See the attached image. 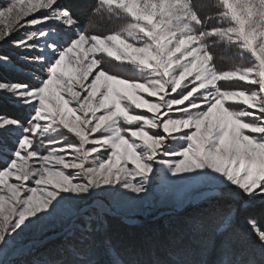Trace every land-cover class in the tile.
I'll use <instances>...</instances> for the list:
<instances>
[{
    "label": "snow or ice",
    "instance_id": "1",
    "mask_svg": "<svg viewBox=\"0 0 264 264\" xmlns=\"http://www.w3.org/2000/svg\"><path fill=\"white\" fill-rule=\"evenodd\" d=\"M0 18L18 54L0 71L21 77H0V264H264V0H9ZM157 182L191 209L184 236L114 244L106 218ZM55 221L59 256L23 259L21 233Z\"/></svg>",
    "mask_w": 264,
    "mask_h": 264
},
{
    "label": "rangeland",
    "instance_id": "2",
    "mask_svg": "<svg viewBox=\"0 0 264 264\" xmlns=\"http://www.w3.org/2000/svg\"><path fill=\"white\" fill-rule=\"evenodd\" d=\"M9 2V0H0V10ZM27 0H19V5L21 7H26ZM9 23V19L0 18V29L6 27ZM97 26V25H96ZM98 27V26H97ZM104 28V27H98ZM9 54L12 57H16L17 52L12 49L7 44H0V54ZM241 61H239L240 63ZM249 59L245 57L244 63L247 64ZM229 70V69H228ZM19 69H17V72ZM134 75L132 72H126L125 78L128 76ZM0 77H5L7 79H16L21 78L17 76L16 72H8L5 73L0 71ZM221 84L225 86L236 87V85H229V83L222 81ZM0 112H9L15 113L16 109H14L10 104L0 103ZM2 155V153H0ZM208 189L204 187H200L198 191L204 192ZM195 194V193H193ZM181 193L178 192H169L164 190L160 184L157 182L153 185L152 192L150 193L149 204L144 208H134V207H125L116 209L109 215L107 220L108 227H113L116 224V221H119L120 224H124L126 228L135 224H142L145 226L147 223L152 221L160 220L163 217L166 219H174L176 220L177 227L180 225H184V220L187 214L191 211L190 208H186L185 205H178L177 200L181 196ZM179 216V217H178ZM185 217V218H183ZM183 218V220H182ZM110 223V225L108 224ZM106 225V226H107ZM185 226V225H184ZM69 225L67 223H61L60 221H55L49 224L42 230L31 229L27 230L17 238V242L19 246L24 250L25 255L23 259H26L30 262L32 261H43L46 259H52L59 256L61 250L64 247L66 240L69 238ZM107 229V227H106ZM176 231L172 229V233ZM182 232L186 231V229H181ZM171 233V234H172ZM166 237V242L167 236ZM101 237L97 238V244L99 245L101 242ZM178 239L172 238V241H177ZM119 245V244H118ZM124 246H127L123 244ZM168 246V245H167ZM9 259H16L17 254L14 253L8 257Z\"/></svg>",
    "mask_w": 264,
    "mask_h": 264
},
{
    "label": "trees",
    "instance_id": "3",
    "mask_svg": "<svg viewBox=\"0 0 264 264\" xmlns=\"http://www.w3.org/2000/svg\"><path fill=\"white\" fill-rule=\"evenodd\" d=\"M71 2L80 7L82 10H87V6L92 3L93 0H71ZM201 2L208 4L212 2V0H201ZM94 23L98 27L104 28L115 26L106 25L105 21L100 17H95ZM219 51L221 57L218 60V64L223 70H228L234 64L239 63L240 58L234 55L235 49L229 50L227 52L224 49H220ZM242 62L244 63V60ZM255 207L257 208L255 215L258 219H261V213L259 211L260 206L258 201L256 202ZM115 223L116 224H114L113 227L111 226V228L108 227V225L106 226V236L110 238L114 244H119L118 246L126 250L143 251L146 255L148 252L153 250L162 254L165 249L172 247L177 242H179V240L184 236L185 233V231H181V229L185 228L184 225H180L177 227L176 220L170 218L166 219V217L147 223L145 226L139 223L128 226L126 228V226L124 224H120L119 221H116ZM108 224L110 225V223ZM241 225L243 226V221H241ZM172 229H175L176 231L172 233ZM165 235L167 236L168 242L165 241ZM172 238H176L178 240L174 242L172 241ZM123 244L127 246H124ZM189 258L199 259L194 251L189 256ZM206 259L212 261L215 259V257L208 256L206 257Z\"/></svg>",
    "mask_w": 264,
    "mask_h": 264
}]
</instances>
